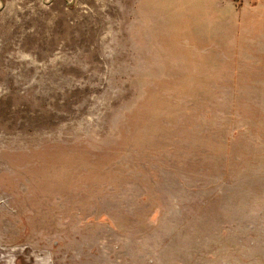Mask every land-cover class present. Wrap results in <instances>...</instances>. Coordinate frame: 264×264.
Returning <instances> with one entry per match:
<instances>
[{"label":"rangeland","instance_id":"1","mask_svg":"<svg viewBox=\"0 0 264 264\" xmlns=\"http://www.w3.org/2000/svg\"><path fill=\"white\" fill-rule=\"evenodd\" d=\"M0 264H264V0H0Z\"/></svg>","mask_w":264,"mask_h":264}]
</instances>
